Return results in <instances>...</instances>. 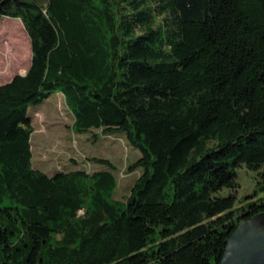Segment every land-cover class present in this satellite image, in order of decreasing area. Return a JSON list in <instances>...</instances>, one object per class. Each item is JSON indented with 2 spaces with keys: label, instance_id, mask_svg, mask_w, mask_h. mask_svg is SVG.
<instances>
[{
  "label": "trees",
  "instance_id": "1",
  "mask_svg": "<svg viewBox=\"0 0 264 264\" xmlns=\"http://www.w3.org/2000/svg\"><path fill=\"white\" fill-rule=\"evenodd\" d=\"M5 17L31 63L0 85V264H221L264 213V0H0ZM58 91L76 133L139 150L127 195L110 159L33 161L28 111Z\"/></svg>",
  "mask_w": 264,
  "mask_h": 264
},
{
  "label": "rangeland",
  "instance_id": "2",
  "mask_svg": "<svg viewBox=\"0 0 264 264\" xmlns=\"http://www.w3.org/2000/svg\"><path fill=\"white\" fill-rule=\"evenodd\" d=\"M30 63L31 44L22 22L5 17L0 24V85L9 82L15 75L25 74ZM67 112L69 109L60 91L50 95L42 104L29 109L28 115L33 117L31 144L34 162L53 160L52 162L60 165L74 160L83 163L87 160L86 154L110 159L119 178L118 193L122 197L127 195L130 184L142 172L141 169L129 172L126 167L140 157L139 150L130 146L121 134L96 138L95 134L100 132L99 129L76 133ZM254 176L253 172L245 168L238 170L241 185L239 198L253 190ZM245 237L257 238L254 249L264 247V213L241 225L235 235L237 242L234 250L243 245Z\"/></svg>",
  "mask_w": 264,
  "mask_h": 264
},
{
  "label": "water",
  "instance_id": "3",
  "mask_svg": "<svg viewBox=\"0 0 264 264\" xmlns=\"http://www.w3.org/2000/svg\"><path fill=\"white\" fill-rule=\"evenodd\" d=\"M236 233L228 240L221 264H264V247L253 248L257 238L245 237L243 245L234 250Z\"/></svg>",
  "mask_w": 264,
  "mask_h": 264
},
{
  "label": "crops",
  "instance_id": "4",
  "mask_svg": "<svg viewBox=\"0 0 264 264\" xmlns=\"http://www.w3.org/2000/svg\"><path fill=\"white\" fill-rule=\"evenodd\" d=\"M33 151V150H32ZM33 161H34V155H33ZM53 160H49V161H45V162H39L40 164H42L43 166H47L48 168H51L53 166L59 165L56 164L55 162H52ZM70 162H75L74 160L70 161Z\"/></svg>",
  "mask_w": 264,
  "mask_h": 264
}]
</instances>
